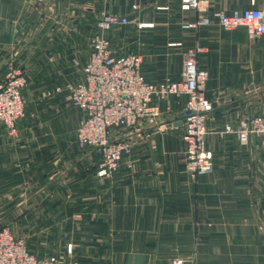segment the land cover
Listing matches in <instances>:
<instances>
[{"label": "crops", "instance_id": "0c3cea01", "mask_svg": "<svg viewBox=\"0 0 264 264\" xmlns=\"http://www.w3.org/2000/svg\"><path fill=\"white\" fill-rule=\"evenodd\" d=\"M200 1L201 12L182 9L180 0H0V80L12 68L27 78L15 133L0 125V222L4 206L19 220L16 207H43L34 213L69 223L64 234L81 239L73 264H170L193 252L192 264H264L258 139L241 143L234 133L219 134L227 123L264 112V36L250 39L244 27L225 31L215 21L183 27L264 0ZM102 13L127 16V25L105 37L114 52L141 55L152 82L178 80L183 52L200 47L198 64L208 72L203 92L213 106L211 171L194 175L184 167L180 95L154 100L158 117L115 131L114 138L131 142V154L108 176L98 175L99 151L76 140L82 112L54 88L82 79Z\"/></svg>", "mask_w": 264, "mask_h": 264}, {"label": "built area", "instance_id": "2783aa9c", "mask_svg": "<svg viewBox=\"0 0 264 264\" xmlns=\"http://www.w3.org/2000/svg\"><path fill=\"white\" fill-rule=\"evenodd\" d=\"M181 8L203 11L200 0H180ZM215 21L223 30L244 27L250 39L264 36V5L242 11L225 13L217 11L211 16L201 15L185 23L184 28H195ZM125 15L102 13L95 22V32L90 37L89 52L81 66L82 79L75 83L64 82L54 88V93H65L72 104L82 112L75 136L81 148H96L100 153L98 175L108 176L117 170L125 157L131 154L128 139L114 138L115 131L130 129L143 119L159 116L154 100L168 96H186L182 111L184 145V167L194 174L212 170V153L206 148L209 133L207 120L213 110L212 103L204 95L207 70L198 64L200 47L186 49L178 80L168 78L152 82L142 71L141 55L118 54L113 51L105 33L112 28L127 25ZM27 84L25 73L12 68L0 80V125L9 133H15L16 125L25 114V99L21 91ZM234 133L239 142L246 143L249 135L258 139L260 166L264 171V112L238 120L234 127L227 123L220 136ZM185 260L175 257L170 264H184ZM193 262V257L187 263ZM0 264H60L51 255L38 259L31 254L23 242L7 229L0 231Z\"/></svg>", "mask_w": 264, "mask_h": 264}, {"label": "rangeland", "instance_id": "374dc122", "mask_svg": "<svg viewBox=\"0 0 264 264\" xmlns=\"http://www.w3.org/2000/svg\"><path fill=\"white\" fill-rule=\"evenodd\" d=\"M72 64L77 65L78 63L73 61ZM259 89L261 93L264 92V78L260 79ZM259 103L261 105L264 104L263 96H261ZM6 132L9 133L7 130ZM38 208L43 209V207L37 206L34 209L33 206L16 207L15 213H18L17 211L21 212L19 220L16 218L12 219L11 206H4V218L0 222V231L7 229L15 238L23 242L27 250L38 259H44L53 255L58 258L60 264H73L76 242H79L81 239L70 238L64 234L69 223L43 221L42 214L38 215V213H34L35 210L38 211ZM29 210L31 211L30 217L25 215ZM193 254L194 252L188 257L180 258L185 260L184 264H192L193 262L187 263V259L191 258V256L194 257Z\"/></svg>", "mask_w": 264, "mask_h": 264}]
</instances>
